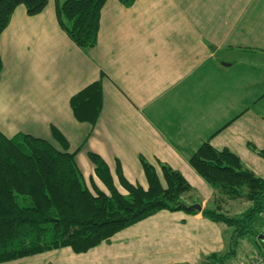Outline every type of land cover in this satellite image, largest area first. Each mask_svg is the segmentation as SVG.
<instances>
[{
  "label": "crops",
  "instance_id": "0c3cea01",
  "mask_svg": "<svg viewBox=\"0 0 264 264\" xmlns=\"http://www.w3.org/2000/svg\"><path fill=\"white\" fill-rule=\"evenodd\" d=\"M0 131L22 132L60 144L57 128L85 181L95 174L90 152L108 163L116 184L148 188L141 156L179 170L205 207L215 190L190 163L206 141L228 148L264 177V0H107L98 43L84 50L61 28L56 0L29 15L15 9L0 37ZM102 78L97 124L81 121L71 97ZM125 192V191H124ZM226 208L223 207V211ZM233 230L202 212L160 210L87 252L71 247L0 264H202L223 253ZM233 237V236H232Z\"/></svg>",
  "mask_w": 264,
  "mask_h": 264
},
{
  "label": "trees",
  "instance_id": "16d2710c",
  "mask_svg": "<svg viewBox=\"0 0 264 264\" xmlns=\"http://www.w3.org/2000/svg\"><path fill=\"white\" fill-rule=\"evenodd\" d=\"M107 0H56L61 28L84 50L95 47L99 39L101 12ZM125 6L135 0H120ZM49 0H0V37L19 5L29 15L45 10ZM3 60L0 54V72ZM77 119L97 124L103 109L102 78L71 97ZM60 147L45 138L19 132L8 137L0 131V263L71 247L75 252L107 241L119 231L138 223L160 210L185 211V195L193 190L186 177L172 166L155 164L141 156L148 188L130 182L121 166L117 168L119 185L106 160L95 152L89 157L95 174L106 187L101 189L93 178L91 187L76 162L80 147L70 150L66 137L53 128ZM264 158V149L250 145ZM201 177L227 199L245 198L252 207L241 217L220 208L205 207L202 214L215 222L233 227L234 239L260 234L252 222L264 212V177L247 168L228 148L217 149L210 140L190 157ZM232 252L212 253L202 264H225Z\"/></svg>",
  "mask_w": 264,
  "mask_h": 264
},
{
  "label": "rangeland",
  "instance_id": "374dc122",
  "mask_svg": "<svg viewBox=\"0 0 264 264\" xmlns=\"http://www.w3.org/2000/svg\"><path fill=\"white\" fill-rule=\"evenodd\" d=\"M186 196L187 195H185L184 200L187 203H192V200L187 199ZM222 202V206L226 208L224 210H228L226 213L234 217H241L242 214L248 212V210L252 207V202L247 201L245 198L231 200L220 194H216L215 192V197L213 198L212 203L216 205L221 204ZM223 207L222 209L221 207L219 208L223 210ZM252 226L260 234L258 237H256L254 234H249L238 239L232 238L233 235L229 238L227 249L221 254H226V252L232 251L233 254L231 255V258L225 260V264H241L242 261L252 259L259 254L264 255V212L257 214L252 222ZM228 227L231 228L234 233L233 227ZM25 260L30 259H23L18 264H25L27 262Z\"/></svg>",
  "mask_w": 264,
  "mask_h": 264
},
{
  "label": "water",
  "instance_id": "95a60500",
  "mask_svg": "<svg viewBox=\"0 0 264 264\" xmlns=\"http://www.w3.org/2000/svg\"><path fill=\"white\" fill-rule=\"evenodd\" d=\"M181 207H183L186 210H195L198 212H201L203 210V207L201 203L196 202V203H181ZM263 237V236H261Z\"/></svg>",
  "mask_w": 264,
  "mask_h": 264
},
{
  "label": "built area",
  "instance_id": "2783aa9c",
  "mask_svg": "<svg viewBox=\"0 0 264 264\" xmlns=\"http://www.w3.org/2000/svg\"><path fill=\"white\" fill-rule=\"evenodd\" d=\"M241 264H264V255L259 254L252 259L242 261Z\"/></svg>",
  "mask_w": 264,
  "mask_h": 264
}]
</instances>
